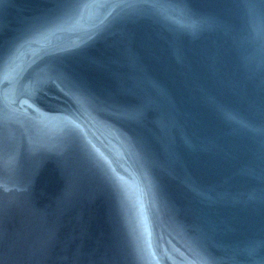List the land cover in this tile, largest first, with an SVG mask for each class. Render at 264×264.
I'll return each mask as SVG.
<instances>
[{
  "label": "water",
  "instance_id": "water-1",
  "mask_svg": "<svg viewBox=\"0 0 264 264\" xmlns=\"http://www.w3.org/2000/svg\"><path fill=\"white\" fill-rule=\"evenodd\" d=\"M0 264H264V0H0Z\"/></svg>",
  "mask_w": 264,
  "mask_h": 264
}]
</instances>
